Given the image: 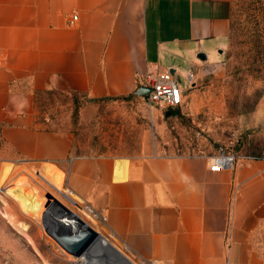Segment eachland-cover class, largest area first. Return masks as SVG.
Returning <instances> with one entry per match:
<instances>
[{
  "label": "crops",
  "instance_id": "1",
  "mask_svg": "<svg viewBox=\"0 0 264 264\" xmlns=\"http://www.w3.org/2000/svg\"><path fill=\"white\" fill-rule=\"evenodd\" d=\"M230 12L231 0H0V140L37 173L61 171L66 199L104 216L130 260L264 264V160L210 172L205 157L73 156L70 132L37 123L32 92L127 96L149 70L215 62Z\"/></svg>",
  "mask_w": 264,
  "mask_h": 264
},
{
  "label": "rangeland",
  "instance_id": "2",
  "mask_svg": "<svg viewBox=\"0 0 264 264\" xmlns=\"http://www.w3.org/2000/svg\"><path fill=\"white\" fill-rule=\"evenodd\" d=\"M241 2L233 8L243 30ZM247 42L245 31L237 30L215 62L193 58L197 66L192 69L181 65L173 76L185 92L172 115L149 108L133 94L102 99L68 94L47 107L46 123L71 133L72 154L80 158L207 157L219 147L235 153L237 161L247 155L264 158V63L253 62ZM187 71L193 74L190 85ZM66 195L61 171L44 163L37 173V166L21 162L0 140V264H121L115 255L125 261L85 205L78 210ZM54 200L99 232L108 249L99 243L78 258L61 249L48 233L53 223L45 216Z\"/></svg>",
  "mask_w": 264,
  "mask_h": 264
},
{
  "label": "built area",
  "instance_id": "3",
  "mask_svg": "<svg viewBox=\"0 0 264 264\" xmlns=\"http://www.w3.org/2000/svg\"><path fill=\"white\" fill-rule=\"evenodd\" d=\"M74 20H76V16L72 17V21ZM174 73L170 70H161L159 68L147 71L144 85L150 88V92L144 101L149 108H158L164 112L177 108L182 104L185 90L180 88L178 81L173 76ZM186 78L190 85L193 74L187 73ZM237 159L238 156L235 153L222 147H219L215 154L205 157L206 165L210 172L229 171L233 169L237 163ZM241 160L249 162L253 160H264V158L247 155L241 157ZM84 207L85 211L93 219L98 221L105 220L104 216L99 215V213L93 211L89 206L85 205ZM125 261L126 264H158L156 261L130 260L128 258Z\"/></svg>",
  "mask_w": 264,
  "mask_h": 264
},
{
  "label": "trees",
  "instance_id": "4",
  "mask_svg": "<svg viewBox=\"0 0 264 264\" xmlns=\"http://www.w3.org/2000/svg\"><path fill=\"white\" fill-rule=\"evenodd\" d=\"M235 1L236 0H231L228 39L230 35L232 33H235L237 30L240 32L244 30L248 39L247 45H249V49L253 51L254 54L253 62L256 63L258 61L259 63L262 62L264 63V0H242L241 2L242 5L239 7V10H241L245 14L244 22L247 24V26L244 27L243 30L241 29L239 22L234 19L233 7L236 6ZM140 86L142 85L138 83L137 88ZM32 94H33L34 107L36 109L39 108L38 113L41 115L37 121V123L41 126V129L46 132L65 131V129L51 128L46 123L47 119L46 117H44V114L46 113L47 107L52 106L53 103L59 101L60 98L64 97V99H66L67 98L66 96L68 94L73 95L79 93H62L55 90H40V91H33ZM130 95L120 96V97H129ZM177 108L166 110L164 111V113L165 115L166 113H168V115H172Z\"/></svg>",
  "mask_w": 264,
  "mask_h": 264
},
{
  "label": "water",
  "instance_id": "5",
  "mask_svg": "<svg viewBox=\"0 0 264 264\" xmlns=\"http://www.w3.org/2000/svg\"><path fill=\"white\" fill-rule=\"evenodd\" d=\"M198 58L205 59V55L200 53ZM149 92L150 88L142 85L133 92V95L145 99ZM165 116L167 117L168 113ZM45 216L53 223L48 231L49 235L61 249L73 257L78 258L83 255L96 239L101 238L99 232L87 225L58 200H54L53 204L48 207Z\"/></svg>",
  "mask_w": 264,
  "mask_h": 264
},
{
  "label": "bare ground",
  "instance_id": "6",
  "mask_svg": "<svg viewBox=\"0 0 264 264\" xmlns=\"http://www.w3.org/2000/svg\"><path fill=\"white\" fill-rule=\"evenodd\" d=\"M21 175H23L25 178H27L29 181H31L32 183H34V180L29 177L25 172H20ZM91 217V216H90ZM92 218V217H91ZM93 220V218H92ZM94 221V220H93ZM98 242H100L101 244L105 245V247H108L109 245L104 241L102 240L101 238L100 239H96L92 244H91V248L89 247V250L87 252H85L84 254L87 255L89 251L93 250L96 248L97 244H99ZM94 248V249H93ZM95 251V250H94ZM97 252V250H96ZM103 253V252H102ZM96 254V253H95ZM105 253H103L104 255ZM108 256V255H107ZM111 258V257H110ZM114 258H116V260H118L121 264H126V262L124 261V259L121 257V256H118L116 255ZM113 260V258H111ZM110 262V261H109ZM112 262V261H111ZM115 262V261H114ZM107 264V263H106ZM112 264V263H111ZM116 264V263H114Z\"/></svg>",
  "mask_w": 264,
  "mask_h": 264
}]
</instances>
